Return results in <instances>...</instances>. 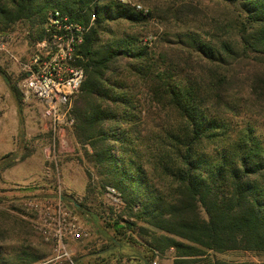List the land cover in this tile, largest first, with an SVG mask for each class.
Returning <instances> with one entry per match:
<instances>
[{
	"label": "trees",
	"instance_id": "1",
	"mask_svg": "<svg viewBox=\"0 0 264 264\" xmlns=\"http://www.w3.org/2000/svg\"><path fill=\"white\" fill-rule=\"evenodd\" d=\"M53 11L86 29L72 134L96 185L123 204L103 218L108 243L85 247L74 264H113L122 241L142 249L143 264L168 250L173 264H247L209 254H264V0H170L146 14L115 0H0V34L23 23L35 43ZM152 18L177 31L149 44L136 27ZM0 76L19 102L2 68ZM41 259L22 250L0 264Z\"/></svg>",
	"mask_w": 264,
	"mask_h": 264
},
{
	"label": "rangeland",
	"instance_id": "2",
	"mask_svg": "<svg viewBox=\"0 0 264 264\" xmlns=\"http://www.w3.org/2000/svg\"><path fill=\"white\" fill-rule=\"evenodd\" d=\"M118 1L130 6L141 5L147 13L154 7L166 6L170 0ZM204 5L207 3L196 6L209 14L219 13L215 12L219 9L218 6L208 4L205 8ZM53 12H49L48 17ZM47 23L48 21L45 25ZM120 28L132 32V26L127 23H123ZM136 30L142 33L143 40L150 44L163 34L172 35L177 31V26L152 18L146 26L136 27ZM27 32L25 24L17 23L2 33L10 37V54L0 55V68L15 84L20 99L18 102L17 96L13 95L0 76V259H11L18 252L26 250L42 257L32 264L65 263V259H55L52 245L45 242L32 228L33 214L26 203L29 200H42L60 195L71 211L85 224L88 236L81 241L67 243L71 259L84 254L86 248L100 249L108 243L105 241L106 235L110 236L112 232L103 231V218L111 213L120 214L123 204L115 189L107 187L113 189L114 194L108 193L107 188L105 191L99 189L96 185L98 178L74 140L71 106L75 97L72 98L69 113L63 119L65 125L59 133H53L50 124L43 118L42 103L22 94V66L37 49L36 43L44 38L30 43ZM69 120H72L71 125H68ZM87 171H92L94 176L93 181H90V188L87 186ZM74 204L76 207L82 205V212L87 214L73 209ZM122 244L121 248L111 250L110 258L113 264L119 254L122 255L119 264H143L140 261L142 249L127 245L123 241ZM173 256V251L168 250L164 255L156 257L152 264H173ZM209 256L211 259L227 263L264 264V254L252 252L210 253Z\"/></svg>",
	"mask_w": 264,
	"mask_h": 264
},
{
	"label": "built area",
	"instance_id": "3",
	"mask_svg": "<svg viewBox=\"0 0 264 264\" xmlns=\"http://www.w3.org/2000/svg\"><path fill=\"white\" fill-rule=\"evenodd\" d=\"M133 7L136 11L146 13L141 5L135 4ZM94 20L95 15H92L90 21ZM85 31L82 26L67 24L66 17L54 11L46 24L43 40L36 43L37 49L22 66L24 77L21 80V92L25 97L35 98L42 103L43 118L50 124L53 133H59L65 125L63 119L69 113L72 98L85 78L84 69L77 63L81 57L79 49ZM9 46L10 37L0 34V55L10 54ZM68 122V125L72 124V120ZM107 191L114 194L113 189L107 188ZM26 206L33 214L32 228L52 245L55 259L62 258L74 264L67 251V243L88 236L85 224L60 195L29 200Z\"/></svg>",
	"mask_w": 264,
	"mask_h": 264
},
{
	"label": "water",
	"instance_id": "4",
	"mask_svg": "<svg viewBox=\"0 0 264 264\" xmlns=\"http://www.w3.org/2000/svg\"><path fill=\"white\" fill-rule=\"evenodd\" d=\"M106 250H107V249L102 250V251H99V252H97V254H102V253H104Z\"/></svg>",
	"mask_w": 264,
	"mask_h": 264
}]
</instances>
